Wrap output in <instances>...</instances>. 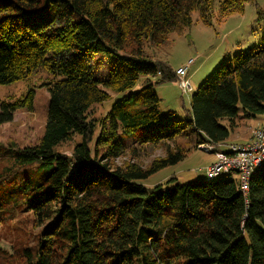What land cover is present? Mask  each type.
<instances>
[{"label": "trees", "instance_id": "1", "mask_svg": "<svg viewBox=\"0 0 264 264\" xmlns=\"http://www.w3.org/2000/svg\"><path fill=\"white\" fill-rule=\"evenodd\" d=\"M248 4L263 22L257 0H223L219 19L244 13ZM217 5L0 0V85L46 72L41 86L50 95L40 141L2 157L0 220L27 213L40 228L11 264H264V164L252 174L247 196L237 171L210 179L213 164L204 181L141 183L201 146L229 154L227 145L235 143H228L231 130L221 121L236 125L240 110L246 119L264 115V40L216 68L193 93L187 120L161 111L155 86L178 76L157 51L172 35L191 30L196 13L212 26ZM96 55L115 59L110 73H94ZM113 93L122 96L95 117L93 108ZM34 99L29 89L2 100L0 127L19 110H32ZM75 136L81 141L72 155L60 151ZM179 137L191 139L192 147L168 152L149 167L114 164L136 147ZM7 256L0 250V264H8Z\"/></svg>", "mask_w": 264, "mask_h": 264}, {"label": "rangeland", "instance_id": "2", "mask_svg": "<svg viewBox=\"0 0 264 264\" xmlns=\"http://www.w3.org/2000/svg\"><path fill=\"white\" fill-rule=\"evenodd\" d=\"M222 1L218 0L212 26L203 24L196 13L194 14V25L191 30L172 35L169 46L162 47L157 51L158 58L168 63L169 67L176 71L186 66L189 61H193L187 76L192 90H187L184 93L179 86V81L175 80L158 83L155 86L156 92L162 100L160 108L163 115L175 112L177 118L187 120L193 93L209 79L216 68L236 53L246 51L264 40V21L257 22L258 16L255 4H248L242 14H235L220 20L219 8ZM257 4L264 10V0H257ZM94 59V73L96 75L110 73L111 69L114 68L115 59L113 57L96 55ZM43 75H47V73L34 74L26 80L10 85H0V102L4 99L21 97L29 89L35 91L33 109L19 110L15 114L13 122L0 127V147L2 149L0 172L7 165L2 157L8 159L11 153L10 150H13L16 146L22 149L37 144L45 132L50 95L47 89L41 86L44 81ZM140 87L141 82L138 84V88ZM120 96L122 95L113 93L111 101L95 106L93 108L95 117L105 116ZM238 116L236 125H232L228 120L221 121L222 125L231 130L229 144L246 143L251 139L252 130L264 125V115L246 119L243 111L240 110ZM80 141L81 138L75 136L71 141L64 144L60 151L71 156L75 146ZM93 145L94 143L92 147ZM190 147H192L191 139L179 137L171 142L150 146L145 150L136 147L134 148L136 150H131L133 155H130L129 152L115 161L114 164L125 165L135 161L149 167L154 160L165 158L168 152L175 154ZM191 151L188 157L177 165L169 166L153 174L147 180L141 181V183L146 187H153L168 181L172 177L178 178L180 183L206 180L207 168L217 161L215 154L194 149ZM39 232L40 228L35 224L31 214L18 215L16 219L11 221L0 220V250L5 251L8 255V264L15 260L13 256H15L18 249L35 243Z\"/></svg>", "mask_w": 264, "mask_h": 264}, {"label": "built area", "instance_id": "3", "mask_svg": "<svg viewBox=\"0 0 264 264\" xmlns=\"http://www.w3.org/2000/svg\"><path fill=\"white\" fill-rule=\"evenodd\" d=\"M193 61L176 71L180 88L186 92L192 90L187 76ZM220 145L219 147H221ZM230 153L214 152L216 147L201 146L200 149L207 153H215L217 161L208 168V177L213 179L230 171H237L240 179V189L245 196L249 192V181L259 167L264 164V125L255 128L249 141L243 144L227 145Z\"/></svg>", "mask_w": 264, "mask_h": 264}, {"label": "crops", "instance_id": "4", "mask_svg": "<svg viewBox=\"0 0 264 264\" xmlns=\"http://www.w3.org/2000/svg\"><path fill=\"white\" fill-rule=\"evenodd\" d=\"M253 131V130H252ZM247 137H249V136H247ZM251 137V136H250ZM229 142V141H228Z\"/></svg>", "mask_w": 264, "mask_h": 264}]
</instances>
